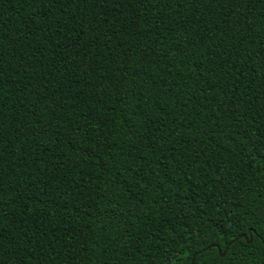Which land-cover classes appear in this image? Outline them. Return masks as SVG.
Instances as JSON below:
<instances>
[{
  "label": "trees",
  "instance_id": "1",
  "mask_svg": "<svg viewBox=\"0 0 264 264\" xmlns=\"http://www.w3.org/2000/svg\"><path fill=\"white\" fill-rule=\"evenodd\" d=\"M0 264H264V0H0Z\"/></svg>",
  "mask_w": 264,
  "mask_h": 264
}]
</instances>
